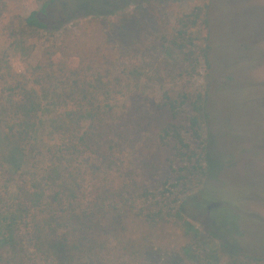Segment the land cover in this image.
<instances>
[{
  "label": "trees",
  "instance_id": "trees-1",
  "mask_svg": "<svg viewBox=\"0 0 264 264\" xmlns=\"http://www.w3.org/2000/svg\"><path fill=\"white\" fill-rule=\"evenodd\" d=\"M124 2L131 0H0L4 34L12 26L10 3L34 6L22 20L23 29L32 33L62 31L61 42L42 45L38 72L15 78L16 88L9 92H18L20 99L0 113V127L7 117L5 131L0 132V264H92L105 261L112 251L118 252L115 260L123 264H144L151 247L160 242L151 232L157 225L169 219L181 221L190 212V219L196 215L214 219V211L228 206V201L214 194L217 170L223 164L214 154L213 141L204 137L208 89L177 92L171 85L154 103L148 100L152 113L141 109L126 114L115 112L109 104L96 107L97 98L87 96L92 88L89 83L83 82L86 91L82 89V97L68 90L69 84L77 88L76 78L100 64L103 55L99 43L86 41L84 33L66 26L76 14L100 16L98 31L105 40L121 29L109 16L120 11ZM208 12V2L197 4L161 26L159 43L179 54L180 69L189 76L201 67H210ZM93 48L94 56L87 55ZM134 48V44L123 46L128 52ZM30 81L42 90L61 88L53 101L48 99L50 104L57 102L61 113L52 116L46 130L34 122L48 92L39 100L35 90L27 88ZM130 121L143 134H153L160 146L170 147L172 176L157 192L149 185L158 169L147 159L137 164L138 181L132 177L111 180L101 165H96L88 171L84 188L82 165L71 169L73 159H84V163L92 155L106 159L117 139L127 137L129 130L121 126ZM42 131L55 133L58 145L44 144ZM186 135L198 146L192 147ZM192 186H200L198 194L191 193ZM137 198L142 207L135 210ZM231 214L230 221L216 223L227 240L216 237L226 240L231 256L248 259L240 249L229 247L231 231L236 235L239 231L237 205ZM138 228L139 237L133 238L131 234ZM109 264L116 263L110 260Z\"/></svg>",
  "mask_w": 264,
  "mask_h": 264
},
{
  "label": "rangeland",
  "instance_id": "rangeland-1",
  "mask_svg": "<svg viewBox=\"0 0 264 264\" xmlns=\"http://www.w3.org/2000/svg\"><path fill=\"white\" fill-rule=\"evenodd\" d=\"M204 2L209 3L210 67L207 70L201 67L198 73L189 76L180 69L179 54L161 46L158 38L165 22H173L177 14L186 13L194 5ZM124 4L120 11L109 16L111 21L122 26L121 29L109 34L105 40L98 31L100 16L76 14L72 23L66 26L84 33L86 41L99 43L103 55L98 59L103 64L79 75L75 81L77 88L69 84L68 90L75 96L80 93L82 97L86 91L82 84L89 83L92 88L87 91V96L97 98L96 107L112 105L115 112L126 114L141 109L152 113L148 100L154 103L171 85L177 92L208 89L204 137L213 141L214 154L223 164L220 171L217 170L213 189L214 194L228 201V206L213 212L214 219L208 215L190 219V212L181 221L169 219L157 225L151 232L159 236L160 242L156 241L151 247L144 264H264V0H131ZM33 8V5L22 7L10 3L8 14L12 26L8 34L0 28L2 114L10 103L15 104L20 99L18 92H9V88H16L15 78L37 73L42 45L58 44L62 40V31L32 33L23 29L22 20ZM130 44L135 46L133 51L123 49ZM93 51L94 48L88 50L87 55L94 56ZM27 88L35 90L39 100L44 91L48 92L45 94L48 102L43 100L40 116L34 122L35 126L41 125L46 130L52 116L61 113L57 102L55 105L49 101H53V95L61 88L42 90L31 81ZM5 121L0 132L5 131ZM121 127L127 128L129 133L127 137L117 139L109 157L101 160L92 155L85 163L84 159H73L71 169L82 165L79 168L80 177H85L82 186L85 188L87 173L96 165H101L111 180L137 179V164L147 159L158 169V176L149 188L157 192L162 190L161 183L172 176L170 147L160 146L153 134H143L131 121ZM42 132L44 144L58 145L59 138L55 133ZM186 138L192 147L198 146V142L187 135ZM199 188L192 186L191 193L198 194ZM133 203L135 210L142 207L139 198ZM236 205L240 211L239 231L236 235L230 230L232 245L229 247L240 249L248 259L231 256L224 245L227 236L225 232L221 233L220 225L232 219V209ZM140 231L139 228L134 230L131 236L138 238ZM117 253L112 251L105 261L96 260L92 264H109L110 260L123 264L121 260H115ZM254 258L260 260L255 262Z\"/></svg>",
  "mask_w": 264,
  "mask_h": 264
}]
</instances>
